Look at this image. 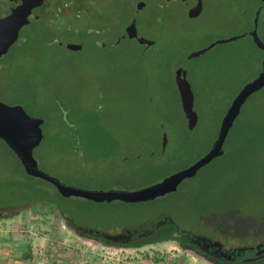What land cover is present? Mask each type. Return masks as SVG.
<instances>
[{
  "label": "rangeland",
  "instance_id": "1",
  "mask_svg": "<svg viewBox=\"0 0 264 264\" xmlns=\"http://www.w3.org/2000/svg\"><path fill=\"white\" fill-rule=\"evenodd\" d=\"M66 1H46L37 15L49 16L53 4ZM135 1L124 0L126 12L105 29L94 31L92 19L90 31L60 34L56 42L81 43L79 51L61 43H17L0 58V101L42 120L43 140L33 157L39 170L64 185L131 192L191 166L211 148L232 100L261 73L264 53L248 35L257 0H203V11L193 19L177 0H143L146 7L133 18L138 37L152 41L150 46L127 38L118 42ZM87 8L90 18L94 2ZM29 31L24 27L21 33ZM257 35L264 43V5ZM178 68L193 94L198 120L192 130L179 104ZM240 112L246 121L264 125V88ZM243 128L230 129L223 154L184 180L174 198L95 203L60 198L48 183L20 174L6 185L0 175V212L8 214L0 218V264H228L175 233L137 247L80 237L62 216L77 227L119 234L146 228L168 213L177 226L218 238L226 248L253 246L256 232L264 234V224L249 228L264 215V135L260 140ZM8 163L18 166L12 156ZM28 185L49 191L56 205L16 206ZM194 198L207 213H193Z\"/></svg>",
  "mask_w": 264,
  "mask_h": 264
},
{
  "label": "water",
  "instance_id": "2",
  "mask_svg": "<svg viewBox=\"0 0 264 264\" xmlns=\"http://www.w3.org/2000/svg\"><path fill=\"white\" fill-rule=\"evenodd\" d=\"M12 4V8L5 16L0 17V58L4 56L9 49L18 41L21 30L37 20L38 16L34 10L41 7L49 0H6ZM139 7V6H138ZM263 7V0L254 13L252 30L248 32L253 44L264 53V43L260 41L257 35L259 13ZM201 9L200 0H198L197 10ZM191 17V14H190ZM124 38L135 39L138 45L150 46L152 41L137 36L135 22L132 21L124 29V34L118 39V42ZM231 38L227 41H233ZM226 42V41H222ZM65 49L69 51H79L82 44L63 43ZM184 71L178 68L175 71V84L177 87L178 99L181 112L186 121V127L189 130L194 129L197 124V115L193 110V94L189 83L183 77ZM264 88V58L261 64V73L252 82L245 85L236 97L232 100L229 108L222 117L218 132L210 150L191 166L175 172L160 182L136 191H89L70 187L62 184L59 180L45 174L39 170L33 157V150L38 147L43 140L41 129L42 120L29 116L19 105L9 106L0 101V140L14 153L20 162L24 172L32 178L43 180L51 184L62 198L75 197L85 199L95 203L119 201L126 204L150 202L165 195L174 193L181 183L186 179L193 178L199 170L212 162L215 158L223 154V145L227 135L232 128L234 121L240 114L242 105L254 93ZM166 137L163 134V146ZM8 214L0 212V218ZM123 236L108 237V240L120 242ZM188 240L197 246L209 245L222 257L228 261L242 254H252L257 259L264 258V244L254 246H240L224 249L221 243L199 235L187 234Z\"/></svg>",
  "mask_w": 264,
  "mask_h": 264
},
{
  "label": "trees",
  "instance_id": "3",
  "mask_svg": "<svg viewBox=\"0 0 264 264\" xmlns=\"http://www.w3.org/2000/svg\"><path fill=\"white\" fill-rule=\"evenodd\" d=\"M93 2H94V13H92L91 17L89 16L90 18H88L86 13L91 10H88L87 7L88 5L90 6V4ZM95 3H96V0H67L61 5L53 4L52 5L53 9H51L49 16L45 15V16L40 17L37 15L38 16L37 20L31 23L29 26H26L29 28L30 31L28 33L20 32L21 35H19V39L14 45H16L17 43L22 46L38 45L41 43H45V45H52V44L57 45V43H61L62 45L63 44L62 42L60 41L56 42L59 39L58 37L60 36L61 33L66 32L68 34L78 35L79 33H81L82 29H84L85 27L87 28L86 29L87 31H90L92 30V27H90L88 23L92 19H94V31L96 30V27H101L102 29H105L107 26H109L112 23L113 20L117 19V17H119L120 15L126 12L124 4L121 2L101 0V3L99 5H96ZM8 7L12 8V4L6 0H0V17L9 13L10 10ZM66 12L67 14H65ZM64 16H67V17H64ZM63 21L64 23H62ZM242 124L244 125L243 130L245 131V133H252L253 135H256L258 139L260 140L262 139V136L264 135V125H262V123L259 124V121L257 122L246 121V119L243 118V116L241 118V112H240L239 116L234 121V124L231 130L236 132L239 125H242ZM250 124H253V125H250ZM0 144H1V147H0V164H1L0 175L4 178L5 184L10 185V183H12L11 178H13V176L17 177L19 174L25 176L26 178H32V177H29L24 172L20 162L18 161L14 153L1 140H0ZM77 151L78 149H75V152ZM10 156L15 158L17 165H18L16 168L12 167L8 163V159L10 158ZM8 174H10L11 176L8 177L9 176ZM51 187L53 188L55 194L59 196L60 198H62L52 185ZM198 191H199L198 184H196L195 185L196 195ZM178 192H179V189L177 188L176 192L169 194L167 196H169V198H174L175 196H177ZM19 194H20L19 198H20L21 204L16 205V206H26V205H32V204L34 205L47 204L49 206L54 207L57 203L54 200L53 195L41 186L28 185L22 188ZM196 200L197 198H194V200H192L193 203H190L193 213H197L199 215L203 213H207V210L205 209L207 208V206L203 203V201L197 200L198 201L197 202ZM200 205H202V210L199 207ZM56 210H58V208ZM263 224H264V215H261L259 216V218H257V221L255 222V224L250 225L249 228H254V227L261 228L263 227ZM68 226L70 228H73L79 231H84L83 230L84 228L77 227L76 225H68ZM173 233L177 234L180 237V240L184 244L192 245L200 253L206 255L213 261L219 262V263L227 262L226 258L222 257L220 254H218V252L214 251L210 246L208 245L197 246V245L192 244L188 240L187 234L199 235V236H203L208 239H211V240L216 239L215 241H218L219 243H221L218 240V238H211L212 236L210 237L204 233H201V234L194 233V231L192 229H189L188 227H179L173 222V220L171 219L168 213L160 217L152 225L146 228L129 230L123 233L115 234L113 236L110 235V238L111 237L113 238L116 236H123L125 237L122 242L124 246L137 247V246H142L148 243H154L160 240L169 239ZM258 233L259 232L257 231L256 235H258L257 237L258 241H256L253 244V246L257 244H264V242H262L264 240V237H263L264 234H258ZM107 242L110 245L111 244L112 245L121 244V241L119 243V242H114L111 239L108 240ZM224 247L226 248V246ZM24 256L26 259L29 258L28 253H26V255ZM234 260H232V264H258V263L264 262V258L257 259V257L252 254H242V255L235 257Z\"/></svg>",
  "mask_w": 264,
  "mask_h": 264
},
{
  "label": "flooded vegetation",
  "instance_id": "4",
  "mask_svg": "<svg viewBox=\"0 0 264 264\" xmlns=\"http://www.w3.org/2000/svg\"><path fill=\"white\" fill-rule=\"evenodd\" d=\"M110 1H117V2H121L123 3L124 0H110ZM165 1H171V0H165ZM179 1L185 8H186V14H187V17L190 18V19H193V18H196L198 17L201 12L203 11V0H200V3H201V9L200 10H197L198 12L195 11L196 7H197V4H198V0H193V2L189 3L187 0H177ZM259 5L261 3V0H257ZM258 5V7H259ZM263 5H264V0H263ZM134 6V10H133V15L130 16L129 18V22L126 23L123 27H122V33L120 35V37L124 34V29L130 25V23L132 21L135 22V28H136V20L135 18H133L134 14L135 13H138L140 10H142L143 8L146 7V2L143 1V0H137L135 1V4L133 5ZM139 6V7H138ZM258 9V8H257ZM261 11V10H260ZM34 13L37 15V9L34 10ZM190 14H191V17H190ZM252 30V29H251ZM250 30V31H251ZM249 31V32H250ZM138 36V35H137ZM135 40V39H133ZM136 41V40H135ZM63 219H64V222L66 223V225H75L73 223V221L69 220L65 214L63 213ZM74 233L80 237H84V238H89V239H97L99 241H103L105 243L108 244V237H110V235H115V234H108V233H102V232H99V231H95V230H89V229H83L84 231H79V230H76V229H73L71 228ZM124 238L119 240L121 241V244H118L120 246H124V244H122ZM215 241V240H214ZM120 243V242H119ZM112 245V244H111ZM117 245V244H116ZM209 246V245H208ZM223 246V245H222ZM211 247V246H210ZM224 247V246H223ZM213 249V248H212ZM224 249H226L224 247ZM229 249V248H228ZM214 250V249H213ZM227 250V249H226ZM215 251V250H214ZM219 254V253H218ZM235 261V260H234ZM221 263H228V264H232V260L228 261L227 262H221ZM261 263H264V262H261Z\"/></svg>",
  "mask_w": 264,
  "mask_h": 264
}]
</instances>
